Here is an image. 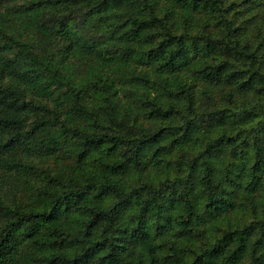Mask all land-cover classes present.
<instances>
[{"label": "trees", "instance_id": "1", "mask_svg": "<svg viewBox=\"0 0 264 264\" xmlns=\"http://www.w3.org/2000/svg\"><path fill=\"white\" fill-rule=\"evenodd\" d=\"M0 264H264V0H0Z\"/></svg>", "mask_w": 264, "mask_h": 264}]
</instances>
